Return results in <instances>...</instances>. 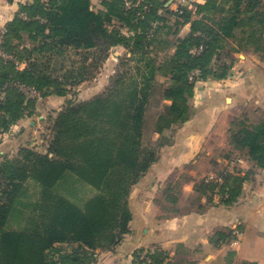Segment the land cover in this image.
I'll return each mask as SVG.
<instances>
[{
    "label": "trees",
    "instance_id": "16d2710c",
    "mask_svg": "<svg viewBox=\"0 0 264 264\" xmlns=\"http://www.w3.org/2000/svg\"><path fill=\"white\" fill-rule=\"evenodd\" d=\"M129 1L130 8L126 0H102L104 9H96L92 0H32L19 4L15 18L0 34L3 135L36 110L38 98L29 97L19 85L36 89L40 97H64L95 77L88 67L107 59L112 47L123 45L131 54L120 60L106 91L69 102L59 113L47 150L21 147L16 157L0 161V264H94L98 250L118 247L131 230V187L193 118L197 83L227 79L237 53L264 59V0H205L183 8L181 14L162 0ZM171 19L173 27L168 26ZM188 24L189 34L179 37ZM167 26L174 33H166L168 46L161 58L158 47ZM125 28L133 34L127 35ZM79 53L83 61L68 66L66 62ZM133 62L136 72L128 79L121 68ZM22 63L27 64L24 70ZM153 100L159 110L151 130L147 111ZM148 130L159 140L147 139ZM229 141L264 170V119H234ZM252 172L221 173L223 183L193 181L189 198L195 200L188 211L175 206L185 192L172 178L162 193L164 203L160 199L159 204L166 217L233 206ZM71 176L88 188L85 200L77 201L81 195L68 187L67 193L60 191L71 184ZM33 183L40 199L26 204ZM21 207L31 210V225L26 230L8 229L12 215L24 212ZM232 240L230 229H219L212 237L216 247ZM139 252L145 250L135 253L136 263L143 264ZM148 256L153 259L150 264H163L166 257L158 251Z\"/></svg>",
    "mask_w": 264,
    "mask_h": 264
},
{
    "label": "crops",
    "instance_id": "0c3cea01",
    "mask_svg": "<svg viewBox=\"0 0 264 264\" xmlns=\"http://www.w3.org/2000/svg\"><path fill=\"white\" fill-rule=\"evenodd\" d=\"M31 1L0 0V31L15 18L19 4ZM92 2L96 9H104L102 0H92ZM198 3L204 4L205 0H198ZM166 6L172 8L169 3ZM124 30L127 35L130 34V30L126 28ZM190 30L191 24L186 25L180 30L179 37L187 36ZM173 51L172 49L171 52ZM124 55L130 56L131 54L129 49L123 45H117L110 49L108 57L103 63L106 68H109L107 78L100 81L99 78L94 77L89 80L101 82L97 88L98 92L89 99L107 89L110 79L115 74L117 65ZM235 56L236 61L227 79L197 83L192 101L194 105L193 118L178 129L174 136V142L162 148L158 161L131 187L128 196L133 216L130 233L114 250H98V257L94 264H137L135 260L137 250L148 251L156 247L170 249V255L173 254L177 261L181 260L180 252L182 250L183 259L193 256L195 264H200L202 260H206L209 256L214 257L216 252L220 251L210 243L213 231L232 229L236 225L242 231L240 242L243 246L239 252L240 257L264 264V259H262L264 257V170H254V173L249 174L243 186L242 197L230 207L214 206L203 214L193 213L186 216L166 217L162 215V208L159 204L164 189L181 166L193 160L197 162L211 158L208 154L209 151H206V145L211 143L209 136L214 130L219 132L220 140H224L221 144L218 140L219 144L216 146L226 147L228 145L230 122L225 120L226 117L229 118L228 109H233L235 106L248 107L257 104L260 107L264 106V60L259 55L250 52ZM26 67L25 63L20 65L21 70ZM57 99L64 100L61 104L62 107H58L59 111L62 110L66 105V96L40 97L33 115L27 116L13 125L12 134H0V161L4 157H16L21 147L38 150L39 142H35L33 139L38 136L41 123H44L42 120L44 112L41 111L45 108L43 104L45 101L61 103ZM152 135L155 134L152 133ZM45 147L41 146L44 151ZM226 149L228 148L226 147ZM217 161L220 159L218 158ZM193 184L192 182L185 186L187 194L193 192ZM206 251L208 254L205 253Z\"/></svg>",
    "mask_w": 264,
    "mask_h": 264
},
{
    "label": "rangeland",
    "instance_id": "374dc122",
    "mask_svg": "<svg viewBox=\"0 0 264 264\" xmlns=\"http://www.w3.org/2000/svg\"><path fill=\"white\" fill-rule=\"evenodd\" d=\"M163 1V0H162ZM168 1V2H167ZM165 0L163 2H167L170 4V6H172V9H177V4H179L178 0ZM171 21V22H170ZM174 20H169V24L168 26L173 27ZM166 27L163 31V34L161 36L162 39H160L161 44L159 45V49H162L161 52L159 53V57H164L166 56L165 52H162L168 45L165 41L166 37V33L167 32H171L174 33V29H170L169 27ZM157 25L156 23L153 24V28H156ZM128 30V28H126ZM183 29V28H181ZM125 31V30H124ZM4 32L3 30L0 31ZM130 34L132 35L133 32L131 31ZM171 37H173V35H171ZM0 42H1V38H0ZM238 54H242V53H237ZM72 56V55H71ZM70 55H68V58L71 57ZM126 55H124L125 57ZM123 57V58H124ZM83 55H73V57H71V59L69 61L66 62V64H68V66H70L72 63H74L75 61H79L82 62L83 61ZM262 59V58H261ZM264 60V59H262ZM106 59H102L100 61V64L98 66L93 65L92 67H88V71L92 72L93 75L97 78L100 79V81L102 79L106 80L107 75H108V69L106 68V66H104L103 62H105ZM78 62V64H79ZM93 59L89 60L88 63H92ZM80 65V64H79ZM119 65V64H118ZM117 65V67H118ZM134 66V62L133 65L132 64H126L125 66H123V68H121L122 72H126L128 79L132 78L133 75L135 74V70L133 68ZM117 70V68H116ZM94 81V80H93ZM93 81H85L80 85H77L76 87L70 89L69 94L66 96V105L64 106L63 109H65L68 106L69 102H74V103H79V102H83L85 101L87 98L89 99L93 94H95L96 92H98L97 88L101 85V82H93ZM110 85V82H109ZM71 88V87H69ZM108 88V87H107ZM106 91V90H105ZM58 100V99H57ZM61 103L58 102H54V103H50V101H45V103L43 104V106L45 107L44 110L42 109L41 111L44 112V116L42 118V120L44 121V123H41L40 125V131L38 133V136L36 138H38L36 140V138H34L33 140H35V142H39L38 143V150L39 152H43L44 151V147L46 144L45 149L47 150V146L49 144V141L51 139V128L53 126V121L54 119L57 118V116L59 115V113L63 110H58V107L61 108V104L62 101L64 100H58ZM153 104L150 105L148 111H147V122H148V126L147 128L152 130L153 126H154V118H155V114L157 113V111L159 110L158 107H156V103L153 100L152 102ZM50 107V108H49ZM161 108V107H160ZM194 108V105H193ZM229 111V118L226 117L225 120L230 122V128H231V122L234 119H238L240 120L243 117H248V119L250 120V122H259L262 119H264V106L260 107L259 104L257 105H252V106H248V107H243V106H235L233 109H228ZM225 125V123H224ZM214 132V134H213ZM211 135L209 136L210 138V142L209 144L206 145V151H209L208 154L211 156V158H208L207 160H199V161H195L194 160L184 166H181L177 171H176V175L175 177H173V179L175 180V183H179L178 185L176 184L177 187H179V189L182 187H184V192L185 194L182 195L181 198V202L177 205H175L176 207H179V209H181L182 211H188L189 209H191V205L190 203L194 202L195 198H189V194L186 193L185 190V186L189 183H192L193 181H200L201 179H206V180H212L214 182H219V183H223V177L222 175L225 173H230V172H238L239 171V175L244 176L246 175V173L249 170H254L255 171H259L260 169L256 168L254 163L250 160V158L247 156V154L245 152L242 151H238L236 150L229 141V134H230V129L228 131V139H227V148L224 146H216L222 143V141L224 142V140H220V134L219 132H217L216 130H214ZM12 134V131L10 132ZM154 134V133H153ZM7 135H9V133H7ZM1 136V135H0ZM152 136V137H151ZM169 133L166 135V137H169ZM33 138V137H31ZM146 138H153L154 140H159V135H152V131L148 130L146 132ZM219 140V141H218ZM35 146V145H33ZM41 146L43 148H41ZM35 149V148H34ZM226 149V150H225ZM220 159V161H217V159ZM250 164L251 167H250ZM221 173H223L221 175ZM71 174H69L70 176ZM251 175V174H250ZM68 176V178H70ZM74 176V175H72ZM69 179V182L71 181V184H67L66 186H64L62 189L60 188V191L62 193H67V190L65 189V187H68V189L70 188L71 190H74L75 193L77 192L78 194H80L81 196H79L80 198L77 199V201H81L83 200L82 198H84V200L90 196V193L87 192L88 188L86 187H82L81 184H79L78 182L74 181L72 179ZM75 177V176H74ZM32 183V182H31ZM195 184V183H194ZM194 184H193V191H194ZM39 189V188H38ZM38 189H37V185H35L34 183L31 184L29 186V192H28V197L24 199V201L26 202V204H33L35 202H37L40 199V192L38 193ZM69 189V190H70ZM89 191V190H88ZM243 192V191H242ZM242 197V194L240 195V198ZM239 198V199H240ZM163 199V203H164V198H160ZM166 204H168V206L171 207L172 204H169L168 202H165ZM174 207V208H176ZM22 208V207H21ZM24 210V212L22 214H18V213H14V215H12L11 217V221L9 222L7 228L10 230H26L27 227H29L31 225V223H29V218L31 219L32 216L30 215V211L29 209L26 208H22ZM162 215H165L166 212H164L163 210H161ZM32 220V219H31ZM235 228L230 229L232 231V243L231 244H227V245H222V246H215L214 243H212V238H210V243L212 246H215L217 250H220L219 252H216V255L213 256H209L208 258H206V260H202L200 262V264H258L254 261L251 260H246L242 257H240L239 252L242 249L243 244H241L240 240H241V236H242V231L240 229L239 226H234ZM218 231V229L214 230L212 233V237L214 236V234ZM237 232V233H236ZM253 238L255 239V237L253 236ZM254 243V241H251ZM170 249H164V248H160V247H156L153 248L152 250H148L145 252H147L148 255H153L155 254V252H163L164 256L166 255V257H164V262L163 264L166 262L168 264H195V258L192 256L190 258H185L183 259V255L181 254L183 253V251L181 250L180 252V258L181 260L178 262L177 259H175V257L172 255H170ZM206 254H208V252H205ZM204 253V255H206ZM219 254V255H218ZM263 256V252L261 254ZM200 257V255H199ZM189 259V260H188ZM262 259H264V257H262ZM152 262L153 259L151 258ZM188 260V261H187ZM192 260V261H191ZM264 262V260H263Z\"/></svg>",
    "mask_w": 264,
    "mask_h": 264
},
{
    "label": "built area",
    "instance_id": "2783aa9c",
    "mask_svg": "<svg viewBox=\"0 0 264 264\" xmlns=\"http://www.w3.org/2000/svg\"><path fill=\"white\" fill-rule=\"evenodd\" d=\"M126 2H127V7L130 8L132 6V2L129 0H126ZM178 2L179 4H177V9H175V11L181 14L183 12L182 10L183 8L192 7L195 3H198V0H178ZM22 17L25 19L28 18V16L25 14H23ZM3 31L5 32L6 28H4ZM4 32H1V33H4ZM19 88L21 89V91L26 93L31 98H40V93L34 88L24 86V85H19ZM3 98L4 96L2 95L1 99ZM138 256H139V260H142L143 264L152 263L151 257L148 256L147 252H139ZM95 257L96 258L98 257L97 253L95 254ZM164 264H168V263L165 262Z\"/></svg>",
    "mask_w": 264,
    "mask_h": 264
}]
</instances>
